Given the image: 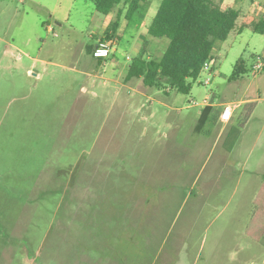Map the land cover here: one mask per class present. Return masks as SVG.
<instances>
[{
	"label": "rangeland",
	"instance_id": "1",
	"mask_svg": "<svg viewBox=\"0 0 264 264\" xmlns=\"http://www.w3.org/2000/svg\"><path fill=\"white\" fill-rule=\"evenodd\" d=\"M160 1L111 33L116 13L89 0H0V264H264V235L246 231L264 182V35L238 33L261 10L180 93L126 79L167 47L147 33ZM205 99L235 108L224 129L194 130Z\"/></svg>",
	"mask_w": 264,
	"mask_h": 264
},
{
	"label": "trees",
	"instance_id": "2",
	"mask_svg": "<svg viewBox=\"0 0 264 264\" xmlns=\"http://www.w3.org/2000/svg\"><path fill=\"white\" fill-rule=\"evenodd\" d=\"M89 1L101 14L116 13L111 33L114 32L123 11L131 21L132 15L137 14V20L133 22L139 26L151 3V0ZM239 14L234 8L222 7L217 0H161L149 22L147 33L152 37L166 38L167 47L158 61L145 58L142 52L134 57L126 79L135 77L141 79L147 87L188 93L191 86L187 80L195 79L203 70L205 61L214 58L212 51L215 43L225 41L236 29ZM247 25L255 33L264 35V7L257 19L240 25L238 33ZM94 46L95 44H92L88 48L91 55ZM243 72L244 66L240 61L235 65L230 79H235ZM220 113L212 103L205 105L197 118L194 130L203 132L208 122L220 123ZM253 203L255 209L252 210L251 223L246 231L250 237L257 239L264 235V182Z\"/></svg>",
	"mask_w": 264,
	"mask_h": 264
},
{
	"label": "crops",
	"instance_id": "3",
	"mask_svg": "<svg viewBox=\"0 0 264 264\" xmlns=\"http://www.w3.org/2000/svg\"><path fill=\"white\" fill-rule=\"evenodd\" d=\"M217 1H219L221 3L222 7H224V8H228V7L229 8H234V9L238 10L239 13H242L243 16H244L245 13L247 14V16H250V14L256 13L258 11V9L261 10L260 11V14H261L262 11H263V7H264V0H217ZM149 7H150V5H149ZM110 13H112V12H110ZM151 19H152V17H151ZM243 19H244V21H242V22H244L246 24H249L252 21V20H247V17H243ZM93 44H96V43L94 42ZM111 54H112V52L110 51V54H109L108 57H110ZM108 57H106V58H108ZM95 60L97 61L98 64L99 63H103V64L105 63V60L104 59L102 60L101 58H95ZM245 101L246 100H241L239 103H243ZM212 105L215 107V105L213 103H212ZM226 105H229V104H226ZM226 105H223L222 107L218 108V110L221 111L222 108L224 106H226ZM234 106L236 107L237 105H234ZM202 109H203V107L200 109L199 115H200ZM234 109L235 108L233 107V115H232V118L228 122H223L219 118L220 123L222 124V129H224L231 122L233 117L235 116V110ZM263 126H264V120H263ZM253 202H254V200H253Z\"/></svg>",
	"mask_w": 264,
	"mask_h": 264
},
{
	"label": "built area",
	"instance_id": "4",
	"mask_svg": "<svg viewBox=\"0 0 264 264\" xmlns=\"http://www.w3.org/2000/svg\"><path fill=\"white\" fill-rule=\"evenodd\" d=\"M110 54V45L108 42L102 41V40H98L92 50V56L94 58H106L108 57ZM215 64V59L209 58L207 61H205L204 63V67L203 70H212L213 66ZM263 66V62L260 60L257 62V65H255L256 68H261ZM209 82L208 79H205V83L207 84ZM195 104H197L196 102H194ZM209 104V102H207V99H205L204 105ZM233 115V107L226 105L222 108L221 113H220V120L223 122H228Z\"/></svg>",
	"mask_w": 264,
	"mask_h": 264
}]
</instances>
